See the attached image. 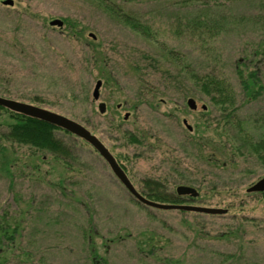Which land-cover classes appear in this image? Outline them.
Wrapping results in <instances>:
<instances>
[{
  "label": "rangeland",
  "instance_id": "1",
  "mask_svg": "<svg viewBox=\"0 0 264 264\" xmlns=\"http://www.w3.org/2000/svg\"><path fill=\"white\" fill-rule=\"evenodd\" d=\"M103 1L149 26V37L97 0H0V96L85 126L143 196L146 181L167 194L185 184L198 195L158 202L226 212L143 205L80 137L56 129L70 152L56 157L6 139L13 119L0 110V216L17 227L0 264H264V191H246L264 164L239 134L264 133V0ZM197 14L230 25L210 39L187 36L183 24ZM184 66L224 80L232 103L221 109ZM237 69L255 70L256 97Z\"/></svg>",
  "mask_w": 264,
  "mask_h": 264
},
{
  "label": "trees",
  "instance_id": "2",
  "mask_svg": "<svg viewBox=\"0 0 264 264\" xmlns=\"http://www.w3.org/2000/svg\"><path fill=\"white\" fill-rule=\"evenodd\" d=\"M97 2L99 6L104 8L118 21L129 26L139 34L149 37V26L141 23L135 17L120 13L111 4L103 0H97ZM229 21L230 20L225 18L211 17L207 14H197L188 17L183 25L187 36H197L201 37L202 40H205L227 31L230 25ZM166 56L168 59L176 61V57L173 56L171 50L167 51ZM184 69L186 70L187 75L190 74L195 81L199 83L201 90L209 95L213 102L219 105L221 109H226L223 107H226V104L228 105L232 103L231 100L233 94L224 80L211 73L202 75L195 74L191 69H187L186 66H184ZM236 73L245 95L256 97L262 91L263 88L257 78L258 76L255 70L249 71L245 74L242 70L237 69ZM0 110L9 112L13 119V122L8 126V131L5 135L6 139L17 142L18 144L31 146L37 150L50 151L56 157L70 155V152L64 143L54 135V131L56 129H61L60 127L39 118L10 110L3 106H0ZM226 115L228 118L232 116L234 117L236 114L233 111ZM239 134H241L243 142L245 145H248L250 151L255 153L260 162L264 164V133L258 141H252L244 131H239ZM130 139L133 142L137 141L133 135H131ZM146 184L149 189L147 193L149 199L178 202L180 199L179 197H181L174 193L167 194L166 192H161V184L157 181H146ZM16 232L17 227H10L4 214L0 216V249L7 246L8 242L13 239Z\"/></svg>",
  "mask_w": 264,
  "mask_h": 264
},
{
  "label": "water",
  "instance_id": "3",
  "mask_svg": "<svg viewBox=\"0 0 264 264\" xmlns=\"http://www.w3.org/2000/svg\"><path fill=\"white\" fill-rule=\"evenodd\" d=\"M3 4L11 5L12 0H3ZM50 25L61 26L62 21L60 19H52L49 21ZM101 86V80H96L93 90H92V98L97 100L99 97V88ZM186 104L190 109L196 108V102L193 98L189 97L186 99ZM0 106L8 108L13 111H17L29 116H33L54 124L78 137L83 139L85 142L90 144L99 154V156L106 162L109 166L110 170L116 177V179L121 183V185L128 191V193L138 202L143 205L157 208V209H165V210H183V211H191L205 214H224L226 209L218 208V207H207L200 205H191V204H175V203H163L154 200H150L147 197L140 194L132 185L125 172L121 168V166L116 162L113 155L109 152V150L104 146V144L94 135L92 134L85 126L82 124L63 116L59 113L53 112L49 109L39 107L30 103L6 98L0 96ZM99 111L103 112L105 106L103 103L98 105ZM205 105H201V109H205ZM127 117V114L124 115V118ZM183 124L190 129L191 127L187 124L186 120H182ZM247 192H260L264 191V175L260 177L257 181L252 183L249 187L246 188ZM175 193L177 195H189L191 197H195L198 195L197 190L189 185L179 184L175 187ZM264 211V209H263Z\"/></svg>",
  "mask_w": 264,
  "mask_h": 264
},
{
  "label": "flooded vegetation",
  "instance_id": "4",
  "mask_svg": "<svg viewBox=\"0 0 264 264\" xmlns=\"http://www.w3.org/2000/svg\"><path fill=\"white\" fill-rule=\"evenodd\" d=\"M104 110H105V109H104ZM189 130H191V128H190Z\"/></svg>",
  "mask_w": 264,
  "mask_h": 264
}]
</instances>
